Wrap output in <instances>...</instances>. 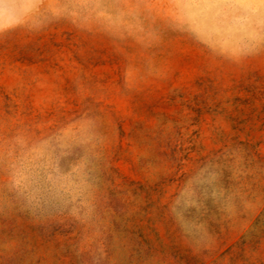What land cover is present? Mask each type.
Here are the masks:
<instances>
[{
  "label": "rangeland",
  "instance_id": "1",
  "mask_svg": "<svg viewBox=\"0 0 264 264\" xmlns=\"http://www.w3.org/2000/svg\"><path fill=\"white\" fill-rule=\"evenodd\" d=\"M0 264H264V0H0Z\"/></svg>",
  "mask_w": 264,
  "mask_h": 264
}]
</instances>
